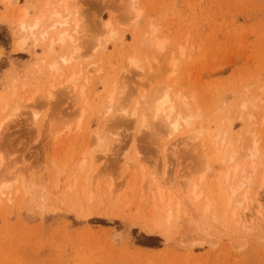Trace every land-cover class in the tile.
<instances>
[{
    "label": "rangeland",
    "instance_id": "1",
    "mask_svg": "<svg viewBox=\"0 0 264 264\" xmlns=\"http://www.w3.org/2000/svg\"><path fill=\"white\" fill-rule=\"evenodd\" d=\"M47 1L0 0V264H264V0H72L74 44L18 50ZM168 88L193 127L117 114Z\"/></svg>",
    "mask_w": 264,
    "mask_h": 264
},
{
    "label": "bare ground",
    "instance_id": "2",
    "mask_svg": "<svg viewBox=\"0 0 264 264\" xmlns=\"http://www.w3.org/2000/svg\"><path fill=\"white\" fill-rule=\"evenodd\" d=\"M54 2V0H51ZM134 1V0H133ZM48 2V3H47ZM45 4H47L46 6L50 9H48L49 11L47 12H42V10L44 9L43 6L41 9L40 12V15L38 14L36 17H34L33 19L28 18V8L25 7L23 9H20L21 12H17L19 13V18H18V26L19 27V30L21 31V33H24L25 34V37H22V39L20 40H17V44L16 45V48L18 50H22L23 49V46L25 44V42L27 41V39H31V40H34V41H43V44L44 42H48L49 44V47H47V49L49 48V51H53L54 49V46L55 45H60V46H64L66 45V43H73L74 40H75V37L79 34V19L78 17H76V13L74 14L73 11H71L69 9V5L72 4V0H58L57 2L55 1V5L52 3V2H49V0L47 1ZM74 2V1H73ZM7 3H9L7 1ZM38 4V3H37ZM37 4L35 6H37ZM43 4V3H42ZM52 5H54V7H52ZM13 6V5H12ZM11 6V7H12ZM44 6V7H46ZM9 7V6H8ZM39 7V6H38ZM130 9V8H129ZM37 10V9H36ZM35 10V11H36ZM80 10V9H79ZM132 10V9H131ZM134 10V9H133ZM76 11V10H75ZM130 11V10H129ZM73 12V13H72ZM77 12V11H76ZM139 14L141 13H138L137 14V17L139 16ZM134 15V14H133ZM136 16V15H135ZM17 17H18V14H17ZM1 18V17H0ZM136 18V17H134ZM134 23V22H133ZM112 25L110 23V19L108 21L105 22V27L108 29L110 28ZM84 30V29H83ZM157 31V30H156ZM104 32V30H103ZM154 34H155V29H150L149 31H146L145 35H144V47L145 49L148 51V52H157L155 54H160L162 52H164L165 48H166V42H167V39H159L157 37H154ZM116 33L114 31L111 32V37L115 36ZM80 37V36H79ZM102 37V36H101ZM102 39V38H101ZM113 39V38H111ZM105 40V39H104ZM107 41V40H106ZM101 42V41H100ZM103 42V40H102ZM94 43V42H93ZM96 43V42H95ZM47 44V43H46ZM74 44V43H73ZM72 45V44H71ZM47 46V45H46ZM77 46V45H76ZM136 47V46H134ZM73 48V47H72ZM71 48V49H72ZM75 50V49H74ZM136 50V49H135ZM144 50V49H142ZM76 51V50H75ZM73 52V53H72ZM71 53V54H70ZM69 56H62V57H59V61H55L53 60L52 63H50L47 67L49 71L51 72H59L61 69L60 67L61 66H69L73 59H74V51H71ZM77 53V52H76ZM152 54V53H150ZM67 55V54H66ZM131 55V54H130ZM134 55V54H133ZM149 55V54H148ZM76 57V56H75ZM154 57V56H153ZM58 59V58H57ZM157 58L153 59V60H156ZM76 61V60H74ZM145 61H146V65L148 66V64L152 61H150L149 58H145ZM48 63V62H47ZM152 64V63H151ZM129 65L133 68H136L139 70V72H143L145 70V68H147L145 65H144V61L138 59L137 57L135 56H131L129 57ZM152 66V65H151ZM172 67H175V63L172 61ZM149 68V67H148ZM128 69V68H127ZM151 69V68H150ZM124 70V69H123ZM129 70V69H128ZM131 72V71H130ZM140 72V73H141ZM174 72V71H173ZM41 73V72H40ZM132 73H134L132 71ZM73 75V73H72ZM78 76V75H77ZM76 76V77H77ZM74 75L71 76L70 78H67L68 80L67 83L69 86H67L69 88V92L70 90L72 89V87L75 86V78ZM64 81V83L66 82ZM117 81V79L115 80ZM66 87V86H65ZM167 88V87H166ZM82 89V88H81ZM80 89V90H81ZM74 90V89H73ZM165 90V89H164ZM72 92V90H71ZM80 92V91H79ZM82 92V91H81ZM156 92V91H155ZM154 92V93H155ZM161 92V91H160ZM84 93V92H83ZM115 89L113 88V90L108 93V99H107V103L105 104L104 106V109H105V112H104V115H107L109 118H108V121H110V119L112 117H114L116 114V110H114V105L116 104L115 102ZM123 93V92H121ZM120 93V94H121ZM126 93V92H125ZM129 93V92H128ZM172 91L169 90H166L164 92H162L160 95H158V93H155L153 95V97H148L147 99L144 98V101L140 103H143L145 106L144 107H141V104L140 103H136L137 100H136V104L134 107H132L133 109H130L128 108L125 109V108H122L120 110V108H117V114H122L124 115L125 117H131L132 119L140 122V127L142 129H150V118H152V120H157V121H161L160 123H163L164 124V127H165V130H167L168 132H171V135L173 133H176V132H180L181 129L185 126V128L189 127L191 128L192 126V121L194 118H197L199 117V115H194V113L192 114L191 111H187L185 109L184 106H182L184 109H181V107H179V101L183 102V98L185 97H181V94H178V93H174ZM50 94V93H49ZM75 94V93H74ZM80 94V93H79ZM119 95V94H118ZM117 95V96H118ZM123 95V94H122ZM150 95V94H149ZM152 95V94H151ZM82 96V95H81ZM120 96V95H119ZM80 97V96H78ZM121 97V96H120ZM76 98V97H75ZM85 98V97H84ZM124 98V97H122ZM34 99V98H33ZM86 99V98H85ZM121 99V98H120ZM50 100V98H49ZM82 100V99H81ZM130 100V99H129ZM34 101V100H33ZM84 101V100H82ZM125 101V99H124ZM122 101V102H124ZM87 102V101H86ZM128 102V100H127ZM180 102V104H181ZM121 104V103H120ZM119 104V105H120ZM125 104V103H124ZM134 104V102H133ZM184 104V103H182ZM118 105V104H117ZM116 105V106H117ZM185 105V104H184ZM126 106V105H124ZM143 106V105H142ZM120 107V106H119ZM122 107V106H121ZM245 107V106H244ZM187 108V107H186ZM188 109V108H187ZM120 110V111H119ZM183 110V111H182ZM186 111L187 113L184 114ZM115 114V115H113ZM119 114V115H120ZM10 117V116H9ZM9 117H7L6 119L4 120H7ZM117 118V117H116ZM152 122V121H151ZM51 123V122H49ZM153 124V122H152ZM194 124V123H193ZM50 125V124H49ZM51 126V125H50ZM153 126V125H151ZM193 127V126H192ZM2 128V125H0V129ZM65 128V127H64ZM80 128V127H79ZM61 130V128H60ZM153 130V129H151ZM164 130V131H165ZM57 131V130H56ZM64 131V130H63ZM55 132V131H54ZM71 132V131H70ZM97 135V134H96ZM200 135V134H199ZM58 136V135H56ZM59 137V136H58ZM253 152V151H252ZM252 152L250 153L252 155V157H254L255 155L252 154ZM250 155V156H251ZM254 155V156H253ZM250 157V158H252ZM253 159V158H252ZM251 159V160H252ZM254 164V163H253ZM238 166V165H237ZM242 167V166H241ZM254 167V165H253ZM252 167V168H253ZM234 169H238V167H234ZM255 167L253 168V173L255 172ZM242 172H244L242 170ZM229 174V173H228ZM228 176V175H227ZM230 176V175H229ZM232 176V175H231ZM235 177V176H234ZM228 178V177H227ZM232 179V178H231ZM247 180V179H246ZM4 181V180H3ZM5 182V181H4ZM4 184V183H3ZM2 185V184H1ZM0 185V194L2 196H4V193L2 191V189H4L5 187V184L1 186ZM8 184H6L7 186ZM9 188V187H7ZM5 188V189H7ZM18 191V190H17ZM192 194L193 196L198 199L199 196H200V193H197L195 192V190L193 189L192 190ZM164 197V196H163ZM163 197H161V200H163ZM246 198V197H245ZM10 199V198H9ZM230 205V204H229ZM207 210V209H205ZM245 219V218H244ZM246 220V219H245Z\"/></svg>",
    "mask_w": 264,
    "mask_h": 264
}]
</instances>
